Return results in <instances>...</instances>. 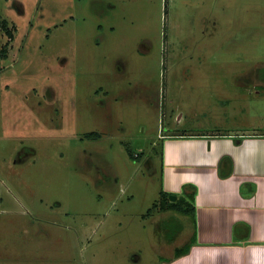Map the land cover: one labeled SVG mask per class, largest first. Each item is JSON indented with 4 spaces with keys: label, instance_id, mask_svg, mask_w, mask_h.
I'll return each mask as SVG.
<instances>
[{
    "label": "rangeland",
    "instance_id": "1",
    "mask_svg": "<svg viewBox=\"0 0 264 264\" xmlns=\"http://www.w3.org/2000/svg\"><path fill=\"white\" fill-rule=\"evenodd\" d=\"M170 130L264 131V0H0V264H159Z\"/></svg>",
    "mask_w": 264,
    "mask_h": 264
},
{
    "label": "crops",
    "instance_id": "2",
    "mask_svg": "<svg viewBox=\"0 0 264 264\" xmlns=\"http://www.w3.org/2000/svg\"><path fill=\"white\" fill-rule=\"evenodd\" d=\"M160 138L162 191L175 200L195 195L190 227L159 264H264V131L170 130Z\"/></svg>",
    "mask_w": 264,
    "mask_h": 264
},
{
    "label": "trees",
    "instance_id": "3",
    "mask_svg": "<svg viewBox=\"0 0 264 264\" xmlns=\"http://www.w3.org/2000/svg\"><path fill=\"white\" fill-rule=\"evenodd\" d=\"M194 195H195V193H194V191H192V193H190V194H186V197L191 201V202H193V199H194ZM168 196V194L166 193V192H164V191H161V197L163 198V199H166V197ZM188 199H186L184 196H180L178 199H177V201L178 202H180V204H182V207H180L181 209V211H184V212H188L189 211V207H191V203H190V201L188 200ZM169 201V200H168ZM160 206L161 207H163V200H160ZM169 204H170V206H172V205H175V203L174 202H169ZM162 209V208H161ZM187 248L188 247H184V248H182V249H179V250H177V254H181V253H183V252H186V250H187Z\"/></svg>",
    "mask_w": 264,
    "mask_h": 264
},
{
    "label": "water",
    "instance_id": "4",
    "mask_svg": "<svg viewBox=\"0 0 264 264\" xmlns=\"http://www.w3.org/2000/svg\"><path fill=\"white\" fill-rule=\"evenodd\" d=\"M169 198H170V200H175V199H176V196L173 195V194H170V195H169Z\"/></svg>",
    "mask_w": 264,
    "mask_h": 264
}]
</instances>
